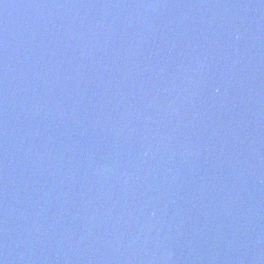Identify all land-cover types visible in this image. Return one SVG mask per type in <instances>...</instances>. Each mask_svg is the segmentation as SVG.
<instances>
[{"label":"water","instance_id":"1","mask_svg":"<svg viewBox=\"0 0 264 264\" xmlns=\"http://www.w3.org/2000/svg\"><path fill=\"white\" fill-rule=\"evenodd\" d=\"M2 264H264V0H0Z\"/></svg>","mask_w":264,"mask_h":264},{"label":"snow or ice","instance_id":"2","mask_svg":"<svg viewBox=\"0 0 264 264\" xmlns=\"http://www.w3.org/2000/svg\"><path fill=\"white\" fill-rule=\"evenodd\" d=\"M0 264H2V262H0Z\"/></svg>","mask_w":264,"mask_h":264}]
</instances>
